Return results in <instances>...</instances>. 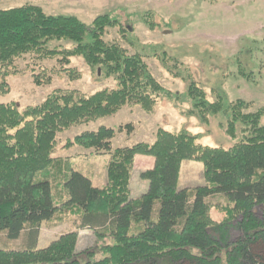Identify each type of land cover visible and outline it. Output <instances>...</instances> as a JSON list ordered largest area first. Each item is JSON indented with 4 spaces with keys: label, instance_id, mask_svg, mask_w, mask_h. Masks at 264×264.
Wrapping results in <instances>:
<instances>
[{
    "label": "trees",
    "instance_id": "16d2710c",
    "mask_svg": "<svg viewBox=\"0 0 264 264\" xmlns=\"http://www.w3.org/2000/svg\"><path fill=\"white\" fill-rule=\"evenodd\" d=\"M117 25L108 14L87 25L76 16L48 15L35 5L0 10V95L10 92L8 78L17 75L10 67L28 54L62 56L66 64L82 57L90 67L115 77L119 86L92 96L57 91L24 110L14 103L0 104V235L13 242L25 236L23 248L0 249V264H264V223L255 215L257 208L264 210V108L246 114L243 103L229 105L230 134L236 136L242 124L243 138L228 150L198 145L186 131L161 130L152 145L113 152L115 130L101 127L75 142L112 154L106 188L93 186L74 170L62 182L38 180L54 165L58 133L115 115L126 104L153 112L163 88L141 57L105 42L106 30ZM55 42H70L73 48L49 49ZM35 83L43 81L36 77ZM188 96L203 118L222 109L221 103L203 98L194 84ZM138 155L153 157L156 163L141 175L149 190L135 201L129 184ZM187 160L203 163L205 186L178 190L180 167ZM214 197L233 205L226 211L243 220L244 236L235 244L215 239L211 232L209 203ZM58 214H73L76 230L39 248L42 224ZM80 230L108 242L101 248L102 259H94L89 250L78 252ZM85 254L90 259L83 262Z\"/></svg>",
    "mask_w": 264,
    "mask_h": 264
},
{
    "label": "rangeland",
    "instance_id": "374dc122",
    "mask_svg": "<svg viewBox=\"0 0 264 264\" xmlns=\"http://www.w3.org/2000/svg\"><path fill=\"white\" fill-rule=\"evenodd\" d=\"M25 5L41 7L48 15L76 16L87 25L99 16L111 15L118 25L106 30L105 42L118 45L129 56L141 57L163 88L151 113L139 105L126 104L115 115L58 133L52 154L54 167L40 174L38 180L62 182L68 171L74 170L89 178L93 186L106 188L112 154L75 142L77 137L101 127L115 130L113 152L142 143L152 145L161 130L176 134L186 131L197 138L198 145L228 150L243 138L242 124L236 127V136L230 134L233 115L229 105L243 103L242 112L246 114L264 108V0H0V10ZM56 47L62 51L73 45H49V49ZM62 59L28 54L16 60L10 72L17 75L8 78L10 92L0 95V104L14 103L24 110L41 105L57 91L92 96L104 90H118L115 77L105 76L101 68L90 67L84 58L73 57L68 64ZM36 77L43 84L37 85ZM192 84L211 104L221 103V111L203 118L199 105L188 96ZM155 163L150 156L135 157L129 184L131 200L148 192L149 182L141 175L154 169ZM205 185L203 163L182 162L178 190H195ZM209 204L213 236L235 244L244 236L242 218H234L226 211L233 205L222 197L210 199ZM255 215L263 224L264 210L257 208ZM67 217L58 214L53 221L42 224L40 248L76 230L73 214ZM79 233L78 252L89 250L94 259H102L101 248L108 242L99 240L89 230ZM24 244L25 236L13 242L0 235V249H20ZM86 254L83 262L90 259Z\"/></svg>",
    "mask_w": 264,
    "mask_h": 264
},
{
    "label": "crops",
    "instance_id": "0c3cea01",
    "mask_svg": "<svg viewBox=\"0 0 264 264\" xmlns=\"http://www.w3.org/2000/svg\"><path fill=\"white\" fill-rule=\"evenodd\" d=\"M40 239H41V238H39V243H38V247H39V248L41 247V246H40V244H41V243H40Z\"/></svg>",
    "mask_w": 264,
    "mask_h": 264
},
{
    "label": "water",
    "instance_id": "95a60500",
    "mask_svg": "<svg viewBox=\"0 0 264 264\" xmlns=\"http://www.w3.org/2000/svg\"><path fill=\"white\" fill-rule=\"evenodd\" d=\"M100 74V73H99Z\"/></svg>",
    "mask_w": 264,
    "mask_h": 264
}]
</instances>
